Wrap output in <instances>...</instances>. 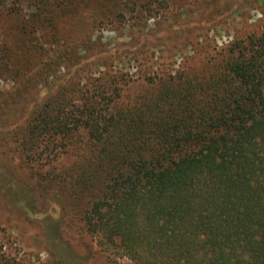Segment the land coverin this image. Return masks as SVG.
I'll list each match as a JSON object with an SVG mask.
<instances>
[{"label": "trees", "instance_id": "1", "mask_svg": "<svg viewBox=\"0 0 264 264\" xmlns=\"http://www.w3.org/2000/svg\"><path fill=\"white\" fill-rule=\"evenodd\" d=\"M83 1L29 0L30 17L44 22ZM88 44L59 48L37 74L49 78ZM227 52L203 75L150 77L126 101L125 75L101 73L84 89L78 74L18 131L30 161L39 141L42 157L46 145L88 135L87 156L50 180H69L87 230L136 264H264V32ZM0 264L25 263L4 255Z\"/></svg>", "mask_w": 264, "mask_h": 264}, {"label": "rangeland", "instance_id": "2", "mask_svg": "<svg viewBox=\"0 0 264 264\" xmlns=\"http://www.w3.org/2000/svg\"><path fill=\"white\" fill-rule=\"evenodd\" d=\"M28 2L4 0L0 6V259L136 264L87 230L80 205L69 197V180H50L51 171L62 173L87 156L88 135L78 134L66 147L46 145L42 157L37 153L45 142L39 141V159L30 161L18 131L33 109L78 74L84 89L101 73L125 75L126 101L148 88L150 77L217 68L232 43L264 32V0H87L68 11L56 8L39 23ZM88 42L76 62L55 65L49 78L37 74L59 48ZM28 44L35 46L22 51ZM100 61L106 63L99 68Z\"/></svg>", "mask_w": 264, "mask_h": 264}]
</instances>
